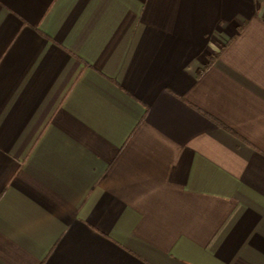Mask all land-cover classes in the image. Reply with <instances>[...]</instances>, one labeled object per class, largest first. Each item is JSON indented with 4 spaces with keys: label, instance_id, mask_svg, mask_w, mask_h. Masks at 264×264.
<instances>
[{
    "label": "crops",
    "instance_id": "1",
    "mask_svg": "<svg viewBox=\"0 0 264 264\" xmlns=\"http://www.w3.org/2000/svg\"><path fill=\"white\" fill-rule=\"evenodd\" d=\"M0 264H264V0H0Z\"/></svg>",
    "mask_w": 264,
    "mask_h": 264
}]
</instances>
